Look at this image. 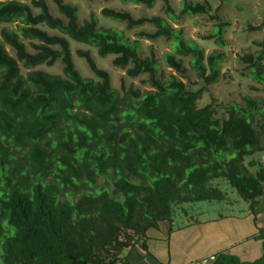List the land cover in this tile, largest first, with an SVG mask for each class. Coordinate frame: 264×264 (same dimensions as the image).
<instances>
[{"label": "trees", "instance_id": "1", "mask_svg": "<svg viewBox=\"0 0 264 264\" xmlns=\"http://www.w3.org/2000/svg\"><path fill=\"white\" fill-rule=\"evenodd\" d=\"M29 1L0 0V264H158L146 233L171 226L182 205L222 202L220 180L255 215L264 193V165L253 159L264 155V45L237 60L263 96L229 104L219 119L213 104L197 102L219 81L229 24L211 17L215 31L205 39L221 51L206 55L168 23L208 15L207 2L182 0L174 11L170 0H116L148 9L160 2L166 19L101 10L126 30L150 25L153 32L138 33L140 41L169 43L163 65L180 79H165L151 48L143 57L140 41L98 27L94 14L80 24L69 2L53 0L57 17L45 0ZM25 40L36 42L33 53ZM69 41L114 56V68L129 79L146 76L150 90L123 82L121 92L113 89L89 51L77 56L97 81L82 78ZM184 59L202 89L188 90L182 81ZM57 62L62 76L34 70ZM259 240L262 255L254 262L221 252L203 264H264V234Z\"/></svg>", "mask_w": 264, "mask_h": 264}, {"label": "rangeland", "instance_id": "2", "mask_svg": "<svg viewBox=\"0 0 264 264\" xmlns=\"http://www.w3.org/2000/svg\"><path fill=\"white\" fill-rule=\"evenodd\" d=\"M21 3L29 4V0H16ZM51 14L53 16L59 17L53 0H45ZM182 0H170L171 6L174 11H177L180 7ZM198 1L200 3L207 2L210 8V12L206 16H197L194 18H189L188 16H183L177 24L168 23L175 29H179L183 32V36L186 40L193 41L199 46L203 47L206 55L213 54L215 52L221 51L213 43V39L207 40L205 37L212 33L213 29L215 31V20H211V17L215 15L223 23H228L225 26L224 40L227 42V51L225 53V60L221 63V76L216 84L208 86L205 89L204 94H202L201 99L197 102V107L202 108L208 104H213L215 107V115L219 119H225L226 107L229 104H240L244 97H250L253 99H259L263 95L260 90L259 85H254L251 79L247 76V67L238 62V58L247 54H254L255 52H261L264 45V0H187V2ZM64 2H69L76 6L78 11V19L81 24L84 20H87L91 14L97 17L98 27L109 28L113 27L123 32L124 38L132 41H140L138 38V33L153 32V28L145 24L144 26L134 28L131 30H126L125 24L115 23L106 18H104L100 12L104 8L112 9L115 11L128 12L134 19L138 18H151L154 16H160L164 19L163 12L161 11L162 4L156 2L152 9H148L144 6L127 4L123 5L116 0H64ZM36 14V13H35ZM12 26V25H11ZM9 28V27H8ZM50 35L56 34L52 31L47 30ZM70 42V51L72 53V61L75 65L76 70L79 72L82 78H89L97 81L93 74L89 71L85 61L77 56V51H89L91 57L93 58L96 66L101 70H106L110 76L111 87L115 90L121 92L120 86L123 82L125 88L132 87L138 89L141 92L149 91L147 85H143L142 82L146 80V76H141L136 79H129L125 76V71L116 69L112 66V60L114 56H106L104 58L99 57L95 48L85 46L80 43L73 41ZM30 43L36 44L35 41H24V44L29 53H33L30 47ZM141 43V55L143 57L149 56V48L155 54L157 64L159 65V74L163 75L166 79L170 74L175 75L170 69H167L163 65V55L165 52L170 51L169 43L163 39H158L156 41H140ZM5 50L11 57H15L13 51L8 46H5ZM184 66L187 69V79L182 81L185 83L188 90L196 91L203 88V84L197 80L196 74L189 68L188 60L184 59ZM264 65V63H263ZM21 73L24 75L28 70H25L21 64H19ZM34 70H42L51 75H61L62 76V65L57 62L52 67L41 66L35 68ZM180 79V78H179ZM262 154H255V157L261 160ZM219 189L223 193L227 194L228 200L237 199L240 204L246 206V203L240 200L237 192L232 189L229 184L220 180ZM216 183V182H215ZM224 204V203H222ZM206 207L207 211L213 206L219 207L217 203L202 202L196 203L191 206L182 205L177 208L175 219L178 221L180 219H192L195 217V210L199 207ZM182 210L186 214L182 213ZM125 253V252H124Z\"/></svg>", "mask_w": 264, "mask_h": 264}, {"label": "crops", "instance_id": "3", "mask_svg": "<svg viewBox=\"0 0 264 264\" xmlns=\"http://www.w3.org/2000/svg\"><path fill=\"white\" fill-rule=\"evenodd\" d=\"M260 158L261 162L253 157L264 165V155ZM224 194L222 202H213L219 207L207 211L206 207L198 206L192 219H174L171 226L162 223L157 231H148L146 245L153 259L158 264H203L226 252L241 262L258 260L262 255L259 238L264 234V193L255 207V215L248 203L243 206Z\"/></svg>", "mask_w": 264, "mask_h": 264}, {"label": "water", "instance_id": "4", "mask_svg": "<svg viewBox=\"0 0 264 264\" xmlns=\"http://www.w3.org/2000/svg\"><path fill=\"white\" fill-rule=\"evenodd\" d=\"M223 50H224V53H226V51H227V46H224Z\"/></svg>", "mask_w": 264, "mask_h": 264}]
</instances>
